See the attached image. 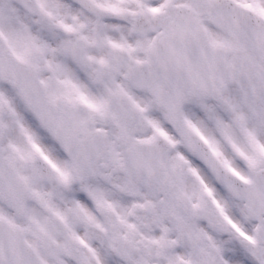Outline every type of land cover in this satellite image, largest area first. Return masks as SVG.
I'll return each instance as SVG.
<instances>
[{
	"label": "snow or ice",
	"instance_id": "6c2138e0",
	"mask_svg": "<svg viewBox=\"0 0 264 264\" xmlns=\"http://www.w3.org/2000/svg\"><path fill=\"white\" fill-rule=\"evenodd\" d=\"M0 264H264V0H0Z\"/></svg>",
	"mask_w": 264,
	"mask_h": 264
}]
</instances>
